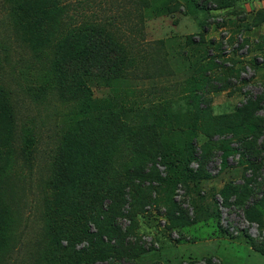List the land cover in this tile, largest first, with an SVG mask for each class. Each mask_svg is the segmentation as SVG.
Masks as SVG:
<instances>
[{
  "label": "rangeland",
  "instance_id": "rangeland-1",
  "mask_svg": "<svg viewBox=\"0 0 264 264\" xmlns=\"http://www.w3.org/2000/svg\"><path fill=\"white\" fill-rule=\"evenodd\" d=\"M64 1L72 13L80 1L93 4L79 9L86 15L78 20L113 22L131 58L117 83L88 81L96 106L121 111L136 141L145 144L141 152L152 149L155 130L161 143L151 160L141 153L123 158L125 168L138 167L145 177L132 180L140 196L126 190L108 233L91 224V236L69 241L49 230L45 182L73 120L70 108L52 93L38 95L47 64L18 38L0 0V83L13 92L19 136L29 128L35 137L32 157L19 159L7 193L14 226L0 264H264V241L244 236L257 239V226L243 210L224 208L218 197L220 228L213 198L225 184L251 178L248 161H261L252 187L257 196L248 204L264 195V132L258 127L264 122V0H146L147 6L139 0ZM191 141L194 156L188 163ZM221 142H233L225 169ZM258 153L261 160L253 156ZM209 154L211 179L187 180Z\"/></svg>",
  "mask_w": 264,
  "mask_h": 264
},
{
  "label": "trees",
  "instance_id": "trees-1",
  "mask_svg": "<svg viewBox=\"0 0 264 264\" xmlns=\"http://www.w3.org/2000/svg\"><path fill=\"white\" fill-rule=\"evenodd\" d=\"M2 1L6 7V17L10 19L18 38L38 60H45L47 64L46 80L38 89V95L46 98L48 93H52L62 105L70 108L69 116L73 120L71 129L60 138L50 161V175L44 187L47 192L44 222L49 230L59 236H67L69 241L77 238L84 240L91 236V224L97 226L101 234L108 233L113 226V214L118 211L120 202L127 194L126 190L130 188L129 193L133 197L140 196L132 180L145 177L138 167L125 168L123 158L126 153L131 156L141 153L151 160L157 156L153 148L159 145L157 142L161 143V137L155 130L152 138L156 142H153L152 149L141 152L145 144L136 141L138 134L124 122L121 111L112 105L100 109L94 103L93 93L88 86L90 79L111 86L126 76L131 58L125 42L114 32L115 24L111 21L97 18L78 20L79 16L86 15L84 12L78 14L79 9L93 5L88 2H78L74 6V14L71 4L64 0ZM139 1L147 6L144 3L146 0ZM232 6L224 4L226 8ZM106 11L107 8L102 9V12ZM92 16H95V12ZM200 117L198 112L194 120L198 121ZM258 125L262 134L264 122ZM231 134L214 133L220 136ZM20 140L21 147L17 145ZM192 141L188 143L189 149L185 154L188 163L194 156ZM221 143L222 165L225 169L233 153L230 148L233 142ZM240 143L245 147L249 142ZM34 146L35 137L29 128L23 136H19L13 92L0 83V252L3 253L9 251L14 226L7 193L11 189L19 159H30ZM256 150L248 151L252 154ZM259 154L253 155L254 158L257 159ZM247 156L244 155V160ZM209 159L210 154L204 156L203 168L194 173L189 171L186 179L195 184L210 180L211 173L206 169ZM248 162L251 178L245 176L242 184L234 181L225 184L213 195L214 205L220 226L218 197L224 208L243 210L245 218L250 223L258 224L262 233L264 195L254 200V204H248L254 195L257 196L252 187L256 182L255 175L260 174L258 164L261 161L258 164ZM110 210L111 216L106 221L104 216ZM225 232L229 233L227 230ZM244 236L254 242L264 241V238L254 239L248 234Z\"/></svg>",
  "mask_w": 264,
  "mask_h": 264
},
{
  "label": "built area",
  "instance_id": "built-area-1",
  "mask_svg": "<svg viewBox=\"0 0 264 264\" xmlns=\"http://www.w3.org/2000/svg\"><path fill=\"white\" fill-rule=\"evenodd\" d=\"M221 204H222V203H221ZM253 225H256V226H257L258 234L260 235V236H258V237H256V238H259V237L262 238V237H264V236H261V235H263V234L261 233V231H259V226H258V224L252 223L251 226H253ZM251 226H250V227H251ZM262 232H263V231H262ZM263 233H264V232H263Z\"/></svg>",
  "mask_w": 264,
  "mask_h": 264
}]
</instances>
